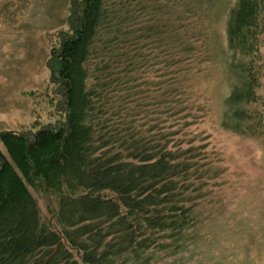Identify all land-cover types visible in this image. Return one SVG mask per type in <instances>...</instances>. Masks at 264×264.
<instances>
[{
  "label": "trees",
  "instance_id": "1",
  "mask_svg": "<svg viewBox=\"0 0 264 264\" xmlns=\"http://www.w3.org/2000/svg\"><path fill=\"white\" fill-rule=\"evenodd\" d=\"M218 2L71 0L72 33L52 57L65 123L0 132V264H123L196 222L223 170L205 144L175 138L194 122L180 73L209 59ZM224 12L222 125L264 134L248 109L258 101L264 0H228ZM31 189L52 201L51 219Z\"/></svg>",
  "mask_w": 264,
  "mask_h": 264
},
{
  "label": "rangeland",
  "instance_id": "2",
  "mask_svg": "<svg viewBox=\"0 0 264 264\" xmlns=\"http://www.w3.org/2000/svg\"><path fill=\"white\" fill-rule=\"evenodd\" d=\"M227 1L209 9V59H196L189 72L180 73L194 122L175 136L205 144L223 171L205 188L196 222L181 238L139 258L122 256L123 264H264V134L222 125L231 85L223 55ZM71 11V0H0V132L34 133L65 123L52 57L72 33ZM260 51L258 101L248 109L264 127V44ZM0 151L5 153L1 144ZM32 193L42 218L51 219L52 201L41 191Z\"/></svg>",
  "mask_w": 264,
  "mask_h": 264
}]
</instances>
